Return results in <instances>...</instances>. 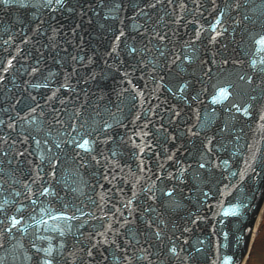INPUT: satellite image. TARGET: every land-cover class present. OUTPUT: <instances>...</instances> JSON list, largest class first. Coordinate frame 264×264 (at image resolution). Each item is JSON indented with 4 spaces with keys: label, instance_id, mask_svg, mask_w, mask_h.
I'll use <instances>...</instances> for the list:
<instances>
[{
    "label": "water",
    "instance_id": "water-1",
    "mask_svg": "<svg viewBox=\"0 0 264 264\" xmlns=\"http://www.w3.org/2000/svg\"><path fill=\"white\" fill-rule=\"evenodd\" d=\"M262 38L264 0L0 2V264H241Z\"/></svg>",
    "mask_w": 264,
    "mask_h": 264
},
{
    "label": "rangeland",
    "instance_id": "rangeland-1",
    "mask_svg": "<svg viewBox=\"0 0 264 264\" xmlns=\"http://www.w3.org/2000/svg\"><path fill=\"white\" fill-rule=\"evenodd\" d=\"M247 264H264V216L259 225L258 235L253 242Z\"/></svg>",
    "mask_w": 264,
    "mask_h": 264
},
{
    "label": "bare ground",
    "instance_id": "bare-ground-1",
    "mask_svg": "<svg viewBox=\"0 0 264 264\" xmlns=\"http://www.w3.org/2000/svg\"><path fill=\"white\" fill-rule=\"evenodd\" d=\"M263 210H264V209L261 210V213L259 214V217H258V219H257L256 222H255V225H254V228H253V231H252V235H251V241H250L251 243H250V244H252V243L255 241V239H256V237H257V235H258L259 225H260V223H261V221H262V217H263ZM250 246H251V245H250ZM247 261H248V256L246 255V256L243 258L241 264H247Z\"/></svg>",
    "mask_w": 264,
    "mask_h": 264
},
{
    "label": "snow or ice",
    "instance_id": "snow-or-ice-1",
    "mask_svg": "<svg viewBox=\"0 0 264 264\" xmlns=\"http://www.w3.org/2000/svg\"><path fill=\"white\" fill-rule=\"evenodd\" d=\"M0 2L4 3L5 5H7V4L9 3V0H0ZM57 2L60 3L61 0H57ZM20 6H21V7H26L27 5L21 4ZM261 42H264V38H262V41H261ZM219 91H220L221 93H226L227 90H226L225 88H221V89H219ZM87 145H88V140L85 139V140L83 141V143L77 144V147L85 148Z\"/></svg>",
    "mask_w": 264,
    "mask_h": 264
}]
</instances>
